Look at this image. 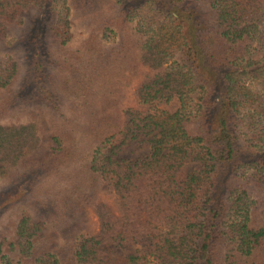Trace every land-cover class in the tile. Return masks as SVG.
I'll return each mask as SVG.
<instances>
[{
	"label": "trees",
	"instance_id": "1",
	"mask_svg": "<svg viewBox=\"0 0 264 264\" xmlns=\"http://www.w3.org/2000/svg\"><path fill=\"white\" fill-rule=\"evenodd\" d=\"M0 264H264V0H0Z\"/></svg>",
	"mask_w": 264,
	"mask_h": 264
},
{
	"label": "rangeland",
	"instance_id": "2",
	"mask_svg": "<svg viewBox=\"0 0 264 264\" xmlns=\"http://www.w3.org/2000/svg\"><path fill=\"white\" fill-rule=\"evenodd\" d=\"M71 31H72L73 37H72V41L70 45L71 47H76L77 45L81 43V41L85 38V36L89 34L90 29L88 27H85L84 23L78 19L72 25ZM10 56L20 61V55H18L17 57L15 55H10ZM24 69H25V63L23 62V64H21L20 66V74L24 72ZM139 82H140V79L136 80L130 87H128L125 90L123 100H122V105H121L122 109L133 107L136 105L134 92ZM147 151H148V147L140 148L139 146H135L134 144H129L128 146L122 148V151L118 154V156L122 158L133 159L137 156H142V155L147 154ZM183 167H184L183 171H186V172H182V174H185L188 171L194 170L197 167V165L186 161L185 163H183ZM102 198L106 203L111 204L112 202L111 198H108L107 196H102ZM87 220H88L87 231L83 233H91V234L96 233L98 231L97 219L93 213V210L91 209L88 211ZM149 253L153 254V251L150 250Z\"/></svg>",
	"mask_w": 264,
	"mask_h": 264
}]
</instances>
